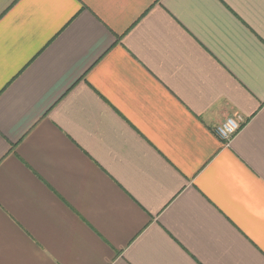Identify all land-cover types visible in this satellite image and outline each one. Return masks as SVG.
Wrapping results in <instances>:
<instances>
[{"label": "crops", "instance_id": "1", "mask_svg": "<svg viewBox=\"0 0 264 264\" xmlns=\"http://www.w3.org/2000/svg\"><path fill=\"white\" fill-rule=\"evenodd\" d=\"M0 264H264V0H0Z\"/></svg>", "mask_w": 264, "mask_h": 264}, {"label": "built area", "instance_id": "2", "mask_svg": "<svg viewBox=\"0 0 264 264\" xmlns=\"http://www.w3.org/2000/svg\"><path fill=\"white\" fill-rule=\"evenodd\" d=\"M238 123L231 119L227 118L220 125H218L215 129L216 135L223 141H228L233 134L238 130Z\"/></svg>", "mask_w": 264, "mask_h": 264}]
</instances>
